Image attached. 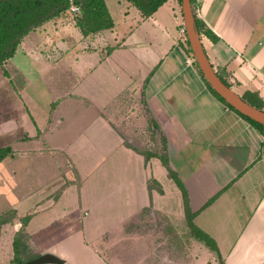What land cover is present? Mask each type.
Masks as SVG:
<instances>
[{"label":"crops","instance_id":"0c3cea01","mask_svg":"<svg viewBox=\"0 0 264 264\" xmlns=\"http://www.w3.org/2000/svg\"><path fill=\"white\" fill-rule=\"evenodd\" d=\"M111 2V29L84 36L67 11L29 31L0 65V148L11 150L0 160V214L14 212L0 225V264H19L21 228L24 257L127 264L135 243L116 241L129 214L174 202L183 210L169 171L223 264H264V134L207 85L182 32L180 0L148 17L127 0ZM192 7L217 36L200 35L214 70L238 95L264 102V0ZM139 138L149 140L145 151ZM94 172L105 176L97 203L80 193ZM95 213L104 220L97 230ZM106 232L115 242L102 239Z\"/></svg>","mask_w":264,"mask_h":264},{"label":"trees","instance_id":"16d2710c","mask_svg":"<svg viewBox=\"0 0 264 264\" xmlns=\"http://www.w3.org/2000/svg\"><path fill=\"white\" fill-rule=\"evenodd\" d=\"M127 1L133 4L139 10L141 16L148 17L167 0ZM73 5L78 7V12H76L74 16L75 25L80 29L81 33L84 36L94 34L104 29H111L113 27L114 22L108 11L105 0H1L0 65H2L15 53L21 40L25 35H27V33H29V31L41 26L44 22L54 19L55 17H58L61 14L67 12ZM194 17L199 34H203L207 36L211 41L215 42L217 40V36L214 35V33L210 29L204 26V24L196 18L195 14ZM189 50L191 51L190 46ZM217 74L224 81V83L231 87V84L225 78H223L219 72H217ZM207 85L210 87L208 83ZM210 89L218 98H220L223 102L230 106L211 87ZM241 97L256 108L264 110V102L257 96L256 93L245 91L241 95ZM242 116L248 119L261 133L264 134L263 124L255 122L244 115ZM10 151L11 150L9 147H1L0 160L7 154H9ZM144 155L145 158H148L151 153L144 152ZM158 157L161 159V161H165L164 155L158 154ZM169 174L171 175V177H173L178 187L182 191L183 211L187 226L190 230V235L193 236L196 240L202 242L209 250L215 252L217 258H219V264H223L215 240L194 224L193 218L195 216V212H193L189 206L188 196L183 185L171 171H169ZM148 188H152L151 183L148 184ZM13 214L14 212L11 210L0 214V225L9 221L13 217ZM26 220L27 217L22 220V223L24 224ZM24 239L25 233L23 228H21L15 234L13 240V262L15 263L26 262L34 258L32 256H23L22 253L27 251Z\"/></svg>","mask_w":264,"mask_h":264},{"label":"rangeland","instance_id":"374dc122","mask_svg":"<svg viewBox=\"0 0 264 264\" xmlns=\"http://www.w3.org/2000/svg\"><path fill=\"white\" fill-rule=\"evenodd\" d=\"M108 1L111 11L116 16L117 11L112 6L111 0ZM68 11L71 12L70 10ZM76 12L78 11L71 12L69 15L73 21ZM128 114L129 111L121 113L125 117L122 121L126 127H129L131 120ZM139 126L142 131V126L144 127V125ZM126 142L130 144L136 143L128 137ZM148 142L146 138H143L139 140L136 146L139 147V150L145 151ZM104 178V174L99 177V172H94L88 178L86 184L80 187L82 188L81 196L83 195V198L85 197L87 200L97 203L99 198H101V194L105 191V187L101 188V186L97 185L102 184L104 186ZM109 179H111L112 183L116 181L113 178ZM113 195L118 197V192L115 191L114 194L113 190L112 197ZM97 216V213H95L93 223L96 225V229L94 230L103 227L104 220H100ZM124 221V238L116 242L129 243L132 240L135 243L134 254L133 252L129 253L132 257L127 256L125 259L127 264H214L215 260L219 264V258H216L202 242L190 235L184 211L175 202L171 204L167 211L143 207L129 214ZM93 223L90 225L92 229ZM64 225H66V220L59 221V227ZM102 239H105L106 243L109 244L115 242L112 235H108V232Z\"/></svg>","mask_w":264,"mask_h":264},{"label":"water","instance_id":"95a60500","mask_svg":"<svg viewBox=\"0 0 264 264\" xmlns=\"http://www.w3.org/2000/svg\"><path fill=\"white\" fill-rule=\"evenodd\" d=\"M1 1V0H0ZM181 12L183 18V26L187 41L190 49L197 63L199 70L201 71L204 79L210 85V87L219 94L232 108L237 110L240 114L248 117L249 119L264 125V110L256 108L247 101H245L240 95H238L231 87H229L219 77L210 63L205 50L201 42V36L195 23V17L193 13V7L191 0H180ZM41 263H57L62 264L63 260L51 255L43 254L32 258L26 262L19 264H41Z\"/></svg>","mask_w":264,"mask_h":264},{"label":"built area","instance_id":"2783aa9c","mask_svg":"<svg viewBox=\"0 0 264 264\" xmlns=\"http://www.w3.org/2000/svg\"><path fill=\"white\" fill-rule=\"evenodd\" d=\"M70 11H71V12L78 11V7H77V6H71V7H70ZM184 31H185V30L182 29V32H183V33H184ZM187 62L190 63V62H191L190 59H188Z\"/></svg>","mask_w":264,"mask_h":264}]
</instances>
